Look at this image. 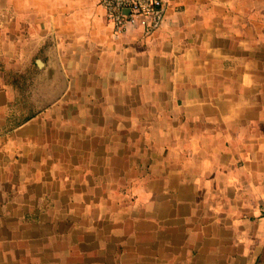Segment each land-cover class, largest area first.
<instances>
[{"label":"crops","instance_id":"1","mask_svg":"<svg viewBox=\"0 0 264 264\" xmlns=\"http://www.w3.org/2000/svg\"><path fill=\"white\" fill-rule=\"evenodd\" d=\"M0 0V264H264V0Z\"/></svg>","mask_w":264,"mask_h":264},{"label":"built area","instance_id":"2","mask_svg":"<svg viewBox=\"0 0 264 264\" xmlns=\"http://www.w3.org/2000/svg\"><path fill=\"white\" fill-rule=\"evenodd\" d=\"M167 0H100L105 19L114 27V34L123 33L130 24L141 23L148 30L155 27V16Z\"/></svg>","mask_w":264,"mask_h":264}]
</instances>
